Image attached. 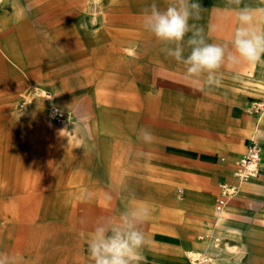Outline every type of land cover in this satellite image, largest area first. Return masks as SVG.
Listing matches in <instances>:
<instances>
[{"label":"crops","instance_id":"crops-1","mask_svg":"<svg viewBox=\"0 0 264 264\" xmlns=\"http://www.w3.org/2000/svg\"><path fill=\"white\" fill-rule=\"evenodd\" d=\"M154 1L161 10L170 2ZM193 2L202 11L189 23L203 29L207 42L227 43L237 26L235 14L223 11L227 0ZM152 4L132 10L129 30L138 48L128 65L116 57L114 72L107 69L104 41L97 50L88 41L64 57L42 24L8 2L0 7V169L29 177L28 188L12 191L50 193L44 201L26 202L25 216L0 217V253L17 264H79L78 245L82 264H90L87 239L98 219L134 207L150 210L141 225L148 242L140 264H191L190 251L208 252L215 264H264V107L252 108L255 100L264 103V63L225 66L219 87L195 90L183 65L143 29ZM245 6L264 8V0H242ZM85 29L90 38L91 26ZM189 52L186 47L184 55ZM111 79L115 85L108 92ZM92 81L113 104H90ZM39 87L51 89L83 118L82 130L66 144L65 188L41 183L43 176L59 175V138L33 103L41 100ZM24 97L31 101L22 105ZM97 111L115 116L102 121L91 115ZM140 129L150 130L154 141L144 143ZM253 138L263 147L260 170L240 180L236 160ZM230 185L236 191L218 211ZM71 225L77 237L60 235L61 227Z\"/></svg>","mask_w":264,"mask_h":264},{"label":"clouds","instance_id":"clouds-1","mask_svg":"<svg viewBox=\"0 0 264 264\" xmlns=\"http://www.w3.org/2000/svg\"><path fill=\"white\" fill-rule=\"evenodd\" d=\"M241 2L227 0L229 7L223 9L235 14L237 25L227 43L207 42L203 29L189 23L198 19L202 11V6L193 0H170L164 10L153 3L144 13L142 27L164 45L161 50L167 57L183 65L185 79L198 86L195 90L212 89L221 85L225 66L264 63V28L259 27L264 24V8L240 7ZM186 47L190 49L187 56ZM139 138L152 143L155 136L148 129H140ZM149 214L147 207H134L120 212L118 217H100L87 239L90 264H140L142 248L148 242L141 225ZM0 264L17 261L0 253Z\"/></svg>","mask_w":264,"mask_h":264},{"label":"rangeland","instance_id":"rangeland-1","mask_svg":"<svg viewBox=\"0 0 264 264\" xmlns=\"http://www.w3.org/2000/svg\"><path fill=\"white\" fill-rule=\"evenodd\" d=\"M153 1L154 0H2L0 7L8 2V8L18 9L21 15L34 19L37 24H42L44 35L49 36L52 41H58L60 54L64 57H67L68 52H70L72 48L81 50L88 41H91L94 50H97L100 40L104 41L106 43L108 59H111L108 61L107 69L109 72H114L115 63L117 61L115 58H121L122 62L128 65L130 63V57L138 48L136 33H132L129 30L132 10L147 9L148 4H152ZM157 1L161 2L160 0H155L154 2ZM89 25L91 26L90 38L85 29V27ZM95 83L97 82H91V89L89 90L91 99L90 104L97 109H100V106L105 108V105L113 104L114 100H109L106 97L104 98L103 95H101L104 90L99 88L98 85L95 86ZM114 85L115 82L113 79L107 80L105 82L106 88L104 89L108 91L114 88ZM86 94L87 91L85 92V95ZM81 98L82 96H80V99ZM41 100L38 99L33 103L43 109V115L50 121L47 115L48 105L45 101L43 102V100ZM54 101L68 113V118L64 124L51 121L58 129L59 175L52 176L50 171H48L50 175L43 176L41 183L44 186L48 185L46 187L47 189L50 188V185L56 186V184L59 188H65L66 176L63 174L66 172V144L69 138L74 136L75 132L78 133L82 130L78 122L83 119L81 116H78V114L73 113L71 108L67 107L56 93H54ZM94 114L97 115L98 118L100 117L99 120L102 121L107 120L109 115L115 116V113H107L106 111H97V113L91 115L93 116ZM4 173H8V170L0 169V200L2 199L4 202H1L3 204L0 203V217L18 218L20 213L25 216L24 213L27 211V209H25L26 202H35V200L44 201L49 197L50 193L45 191H12L14 188H28L30 179L29 177L6 176ZM44 173H46L45 170ZM64 195H66V193H59L58 197ZM20 203L25 205H20ZM60 211H65V209H60ZM61 228L60 235L75 234L77 237V232L73 231L72 225L68 230ZM77 248V260L79 264H82L81 246L78 245ZM193 252L194 251H190L189 255Z\"/></svg>","mask_w":264,"mask_h":264},{"label":"built area","instance_id":"built-area-1","mask_svg":"<svg viewBox=\"0 0 264 264\" xmlns=\"http://www.w3.org/2000/svg\"><path fill=\"white\" fill-rule=\"evenodd\" d=\"M2 0H0V5ZM35 93L48 105V117L51 121L64 124L67 121L68 113L54 101V94L51 89L46 87H39L35 89ZM31 101V98L24 97L21 104H26ZM264 103L261 100L253 101L252 108L256 111L263 112ZM262 145L253 138L248 145L246 153L236 160V170L240 180H247L256 176L260 170V162L262 160ZM236 191L235 186H227L224 196L220 197L217 203V210L220 211L224 208L227 200V194L234 193ZM191 264H215L212 256L205 251H194L189 255Z\"/></svg>","mask_w":264,"mask_h":264}]
</instances>
